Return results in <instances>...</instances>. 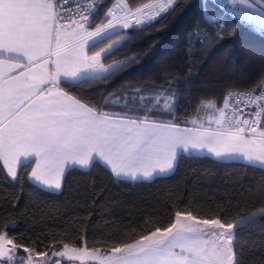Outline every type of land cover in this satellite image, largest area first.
I'll return each mask as SVG.
<instances>
[{
    "label": "snow or ice",
    "instance_id": "snow-or-ice-1",
    "mask_svg": "<svg viewBox=\"0 0 264 264\" xmlns=\"http://www.w3.org/2000/svg\"><path fill=\"white\" fill-rule=\"evenodd\" d=\"M104 3L0 0V165L7 177L16 181L18 169L34 161L28 179L46 190H61L69 168L94 164L116 178L152 181L174 174L182 155L241 162L264 172V73L248 90L229 88L222 104L202 97L190 117L176 115L179 84L190 70L185 77H165L159 85H123L100 106L76 95L79 85L107 84L131 64L137 53L103 61L127 42L128 30L150 27L174 11L179 0H137L134 5L112 0L97 20ZM216 3L264 34V0ZM203 18L224 27L215 14L205 11ZM192 36L199 43L207 38ZM105 40L104 47L92 51ZM258 194L264 196V186ZM173 209L166 226L149 218L118 230L105 242L110 247L90 248L82 237L83 246L63 243L52 256L16 243L5 224L0 264H49L53 257L80 264H239L237 230L264 215L261 207L229 222L224 209L207 217L175 202ZM20 249L27 255H18Z\"/></svg>",
    "mask_w": 264,
    "mask_h": 264
},
{
    "label": "trees",
    "instance_id": "trees-1",
    "mask_svg": "<svg viewBox=\"0 0 264 264\" xmlns=\"http://www.w3.org/2000/svg\"><path fill=\"white\" fill-rule=\"evenodd\" d=\"M130 2L134 5L137 0ZM111 3L105 0L97 20ZM205 11L224 22L222 30L218 24L205 23ZM197 22L209 30V35L189 55L187 32ZM128 32L127 42L103 62L133 53L138 54L136 59L107 84L79 85L76 95L100 106L108 93L123 85H159L165 77H185L190 70V77L179 84L176 105L177 117H190L202 97H214L221 104L229 88L248 90L264 73V34L241 24L230 13L219 14L211 0H179L174 11L150 27ZM31 166L32 162L20 167L19 179L12 181L0 165V230L9 224L6 230L16 243L48 255L63 243L83 246L82 237L90 248L110 247L105 242L118 230L142 225L149 218L160 219L166 226L174 202L180 207L190 206L200 217L224 209L229 222L264 207V196L258 194V188L264 186V172L241 162L182 155L174 174L152 181L116 178L99 164L90 169L69 168L61 190L56 192L29 181ZM234 247L239 264H264V215L237 230ZM19 253L27 255L23 249ZM57 259L53 257L49 264ZM61 264L69 262L61 260Z\"/></svg>",
    "mask_w": 264,
    "mask_h": 264
},
{
    "label": "built area",
    "instance_id": "built-area-1",
    "mask_svg": "<svg viewBox=\"0 0 264 264\" xmlns=\"http://www.w3.org/2000/svg\"><path fill=\"white\" fill-rule=\"evenodd\" d=\"M81 2H86V0H81ZM219 26V25H218ZM197 33L198 36H208L209 30L205 27H203L199 22L195 23L192 28H190L187 32V43H188V54L193 55L195 53V47L197 44H202L198 42V39L196 37H193L192 34ZM204 41V40H203ZM241 91H244L242 89H238Z\"/></svg>",
    "mask_w": 264,
    "mask_h": 264
},
{
    "label": "rangeland",
    "instance_id": "rangeland-1",
    "mask_svg": "<svg viewBox=\"0 0 264 264\" xmlns=\"http://www.w3.org/2000/svg\"><path fill=\"white\" fill-rule=\"evenodd\" d=\"M212 1V3L214 4V5H216L217 6V8H218V11H219V14H221V13H224V12H226V11H224L223 9H221L219 6H218V4L216 3V0H211ZM227 13H230V12H227ZM231 14V13H230ZM104 63H110V62H104ZM222 104V103H221ZM70 247H72V246H70ZM62 250V248H60V249H58L57 251H53V253L54 252H58V251H61ZM52 253V254H53ZM24 254H26V253H24ZM52 254H49V256H52ZM18 255H20V256H22L20 253L18 254ZM24 256V255H23ZM26 256V255H25ZM34 258H35V255H32ZM39 259H43V258H39ZM60 260H66V261H68L69 262V264H79L80 262L79 261H74V260H69L67 257H63V258H59Z\"/></svg>",
    "mask_w": 264,
    "mask_h": 264
},
{
    "label": "crops",
    "instance_id": "crops-1",
    "mask_svg": "<svg viewBox=\"0 0 264 264\" xmlns=\"http://www.w3.org/2000/svg\"><path fill=\"white\" fill-rule=\"evenodd\" d=\"M33 164H34V161H32V166H33ZM32 166H31V168H32ZM31 168H30L29 172L31 171ZM18 170H19V169H18ZM29 172H28V173H29ZM121 179H126V178H122V177H121ZM62 181H63V180H62ZM50 191H55V190H50ZM59 191H60V190H59ZM55 192H56V191H55ZM52 264H56V261H55L54 263H52ZM79 264H80V263H79Z\"/></svg>",
    "mask_w": 264,
    "mask_h": 264
}]
</instances>
